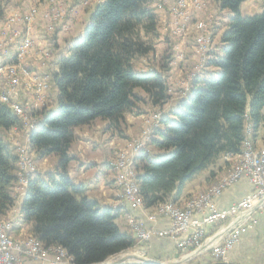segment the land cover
<instances>
[{
    "label": "trees",
    "instance_id": "trees-1",
    "mask_svg": "<svg viewBox=\"0 0 264 264\" xmlns=\"http://www.w3.org/2000/svg\"><path fill=\"white\" fill-rule=\"evenodd\" d=\"M158 1L95 3L82 36L66 56L57 54V72L50 80L57 91L55 108L32 112L30 149L36 158L56 156L58 163L53 173L29 179L21 211L32 234L47 248L65 249L73 264L100 263L137 247L133 234L118 225V212L89 199L70 178V150L74 129L96 119L122 130L125 115L137 112L138 102L145 100L140 92L159 110L169 102L172 57L159 67L148 65L146 73L139 71L142 61H156ZM244 1L215 0L232 16L220 37L221 55L205 65L214 74L197 77L177 108L162 119L163 127L151 140L158 154L143 151L135 159L138 196L145 208L176 203L196 175L216 166L223 155L244 151L247 126L254 142L264 128V2L261 13L244 16ZM5 9L6 0H0V22ZM21 124L20 116L0 102V218L17 200L19 157L6 136ZM215 177L212 171L208 180Z\"/></svg>",
    "mask_w": 264,
    "mask_h": 264
},
{
    "label": "rangeland",
    "instance_id": "rangeland-1",
    "mask_svg": "<svg viewBox=\"0 0 264 264\" xmlns=\"http://www.w3.org/2000/svg\"><path fill=\"white\" fill-rule=\"evenodd\" d=\"M82 1L83 0H46V1L45 0L43 1L41 0H6L5 18L3 21L8 20L12 17H20L19 23L24 25L21 19H23L24 15L30 10L31 7L36 8V13H35L36 16H34V19L30 23H28L29 31L33 38V46H32V49L29 50L28 54L24 56L22 60H18L19 61L18 67H24V71L26 72V74L30 75L29 70L31 72H36L30 69L31 67L30 65H33V63H36L34 65L37 66V64L40 63L39 66L43 69H40V71L39 72L37 71L36 73H38L41 77H47L49 81V85H45V98L47 95L48 97L46 98L47 101L45 102L43 106H40L38 102H34L32 95H31L32 94L31 91H36L35 82H32V79L25 74H22L21 76L20 74H15L16 83L20 82L21 84V91H19V94L17 95L18 96L17 101L22 106L27 105L28 113L30 114L29 120H24L22 117H20L22 124L20 126H16L10 129L8 135L6 136L12 146V149L15 155L19 157V160H18L19 166L17 165V170L19 168V172H18L19 182L17 183L15 188L17 187L21 189V193L23 192L26 194L29 179L34 177L35 175H38L37 174V172L39 171L38 161L44 160L42 167H45L46 169H48L44 175H46L47 173H53L55 166L58 163V158L56 156H51V157L44 158V159L36 158V154L33 152L32 149H30L31 147L29 144V138H30L29 135L35 123L32 112H36L37 110L43 107H49L51 109V108H55L56 106L55 105L56 99L53 93V90H55V88L50 84V80L53 77L54 73L57 72L56 70L57 66L55 62L57 54L58 53L65 54L67 52V50L70 47V43L73 41V38L70 37L71 36L70 33L74 31L76 24L77 23L82 24L80 25L82 28L81 30H84V27L87 24L88 16L86 15L84 17V14L81 15V13L84 10H86V12L88 13L90 11L89 9H91L95 5V3H97L99 0H89V3L85 5L82 4ZM256 1L258 4V9L255 10L253 14L261 13L263 11L262 3L264 2V0H256ZM156 4H155L156 7L157 6L160 7V8H157V13L159 14V17H160V24H159L160 30H159V37L155 41L156 61H153L154 63L142 61L140 63V66L143 65L142 67H146L149 71V66L159 67V65H161L162 63H165L166 61L165 57L167 56L172 57L171 61L169 62L170 71L168 73V86L170 88V97H171L168 103L170 104L173 102L172 100L181 99L180 101H182L186 97L187 93L189 92L192 82L197 77H202L206 73L214 74L215 69L212 67L206 68L205 65L209 58H215L220 55L221 53L220 37L222 34L221 32H223V26L225 25L227 26V23L229 21V18L232 16V13L231 11L227 9L221 10L219 5L215 2V0H207L205 6L203 7V10H201L199 14L200 19L194 20L193 24H195L194 25L195 27H202V20H204L206 21V23L208 24V27L210 28V36L212 39V45L210 46L208 55H204L203 60H202L201 55L198 52L196 42L194 40L195 33H196L194 26L191 27L190 33L188 34L187 37L183 39L175 38L171 33V26H170L171 8L169 7L168 3L164 2V0H159ZM49 5H51V7ZM57 11L60 12L62 15L63 14L64 15L61 19L58 18L57 20H55L54 16H55V12ZM187 11H189V4L188 5L186 4L184 9H179L178 7V16L180 15L187 16ZM53 21L54 23H57V27H58V31H56L55 34H51V31L48 30L49 24L52 23ZM2 22H0V24H2ZM66 25H68V28H67L68 30L66 28L64 29V26ZM21 27L23 26L21 25ZM219 31H220V34L217 36ZM37 33L39 34V37H40L39 39H42V37L47 38V45H40L36 43L35 35ZM76 34L77 33H75L74 35ZM183 41L190 42L189 45L190 44L191 45L190 47H188L189 48L188 50L181 51L179 47H177L178 44ZM10 52H13V51H10ZM46 54H49V56ZM27 67L29 70H27ZM216 75L217 74H215L214 76ZM36 79L37 78H34V80ZM5 80H6L5 76L0 75V97L3 93H7L8 81H6L7 82L6 83ZM36 81L38 82V84H46V78L41 79V80L37 79ZM28 84H30V87L27 88L26 85ZM140 94L145 99L144 102H138L139 107H138L137 112L128 113V114H135L138 116H142L141 118L142 127L134 135L127 134L128 129L126 128V126H122L121 127L122 130L120 131L116 129L114 130L110 128L109 121H106L100 118L96 119L97 120L96 122L92 121L90 124L76 127L78 131L81 128H84L85 126L88 127V125H92V128H93L91 132L92 135L95 134V136L97 137L99 136L101 138L102 133L112 130L114 133H116L120 137L119 141L123 145L120 146L119 144L115 148L113 159H112V167H113L115 184L119 189H120V183L117 180V178L119 177V173L117 172V167L115 166L117 161H119V157L123 154H125L126 156L130 155L132 152V146L138 141H142L143 139H146L147 146H140L142 147L141 149L137 148L131 154L130 169L131 171L133 170L134 173H136L135 174L136 182L138 184V181H137L138 169H136L137 167H135L136 165L135 159L143 151H147L150 153L157 151L151 143V140L153 138V132L156 129H160V127L162 126V119L170 115V113L173 111L170 109L175 107V106L173 107L169 106V104L167 103L168 105L166 104L162 106V109L159 110L160 107L152 105V103L149 101V98L144 93L140 92ZM174 102L176 103V101ZM11 104L13 105V103L6 104V105L7 106L9 105L8 107L13 110V108L11 107ZM160 112H163V115L157 118V115ZM75 129H74V133H75ZM249 129L251 130L250 127ZM250 132H251L250 136L248 138H245L244 151L240 154V156H238V154L231 155V165L229 166L230 172L228 173V175L224 176L217 184L224 183V178H229V177H232L234 174H236V171L240 165V161H243L245 158L247 159V154H246L247 146H250V150H253V152L256 153L260 151L261 147L264 145V144L260 146L257 145L256 141L254 142L252 139V130ZM92 135L91 136L86 135V137L83 139L84 140L90 139ZM100 140L101 139H99V141ZM250 140H252L253 143H250ZM82 142H85V141H82ZM104 142H107V141H104ZM250 144H252L253 147ZM24 145H25L24 150L19 149V146H24ZM25 157L32 162L34 170H27L25 172V167H26ZM53 157L55 159L54 168L53 166L52 167L50 166L52 164V162L50 161V158H53ZM23 172L25 173L24 179L22 177V174L24 175ZM27 172L29 175L26 174ZM201 174L202 172L196 175L195 178ZM21 181H23V184ZM139 194H140V187H139ZM136 195L138 196V194ZM16 198L18 199L17 195H16ZM140 201L142 202V199L139 200V202ZM192 201L193 202L196 201V196H193L185 200V204L183 206H180L177 203H172V202H171V205L175 208L178 207L180 209H187V205ZM166 202L168 203L169 201H166ZM126 203L130 205L129 202H126ZM164 204L166 203H161L155 208L157 210H161V206H163ZM143 207L144 205L142 202V208ZM21 209L22 207L19 209L16 207V204H15V206L9 211V213L6 216L0 218V223L3 221H9V220L15 219L14 223H11L13 224V227L15 226L11 233H12V237L17 239L18 241L26 240L28 238H31L32 236L34 237V235L31 232L32 226L31 224L24 221ZM21 215L23 219L20 218ZM16 221H17V224H16ZM20 224L21 225L25 224V225L20 227L21 226ZM134 238L136 240L137 247H135L134 249L128 250L127 252H130V251L139 252L140 254L142 255L144 254V256L148 258H153L151 257V255H149L150 253L148 250L150 242L145 243L142 246H140V239L137 237V235H134ZM53 260H54L53 256L48 258L47 261H39V260L31 259L29 257L28 258L24 257L22 259L21 264H47L49 262H52ZM68 260H69V263H71L69 258ZM192 260L185 262V263H180V264H189V262H191ZM160 261L165 262V263H175L176 260H173V261L160 260Z\"/></svg>",
    "mask_w": 264,
    "mask_h": 264
},
{
    "label": "built area",
    "instance_id": "built-area-1",
    "mask_svg": "<svg viewBox=\"0 0 264 264\" xmlns=\"http://www.w3.org/2000/svg\"><path fill=\"white\" fill-rule=\"evenodd\" d=\"M164 2L167 3L165 0ZM206 2L207 0L175 1L174 5L170 7L171 33L175 38L183 39L188 36L193 26V20L200 19L199 14ZM88 3L89 0L82 1L83 5ZM180 3L189 4L187 16H178ZM49 6L51 7V5ZM29 15L25 14L23 19H21L25 26L19 23L20 17H12L0 24V75H7L8 81L5 101L6 103H13L14 110H18L19 116L24 120H29L30 114L28 113V106H22L17 101V95L21 91V84L16 83L15 74L27 75L24 67H18V59L20 56H26L33 46V38L28 27ZM63 15L57 11L55 12L54 19H61ZM65 28L67 29L68 25L64 26ZM194 28L196 31L194 40L203 60V56L208 55L210 46L212 45L210 28L204 20H202V27ZM48 30L51 31V34H55L58 31L57 23H54V21L50 23ZM10 51L15 52L14 60L6 62ZM46 55L49 56V54ZM31 79L32 82H35L36 89V91H31L32 98L40 106H43L47 101L45 98V85H49L48 78L46 77V84H38L34 78ZM162 115L163 112L158 113L157 118ZM248 128L249 126H247V137H249ZM250 143H253L252 140H250ZM139 146H147L146 139L135 143L132 146V152L139 148ZM24 148L25 145L19 146V149L24 150ZM131 154L128 156L125 154L121 155L115 166L119 173L123 200L129 202L132 211H136L142 210V206L139 202V196L134 194V175L136 173L130 169ZM246 154V165L241 166L237 174L224 178V183L214 184L208 191L196 194V202L193 206L187 209L172 210V201H169L164 205L163 209L154 210L149 216V221H155L161 216L167 217L170 220L168 228L156 229L148 226L145 220L133 214L132 216H128V225L133 235H139L140 246L150 242L154 236L170 237L175 240L177 249L180 251V256L182 257H187L197 251H201L200 254L212 251L217 260H225L228 252L239 241L245 229L249 227L254 214L257 211H261L264 214V154H253L250 146H247ZM231 155V153L223 155L221 159L223 167L231 165ZM27 170L34 169L32 162L26 158L25 172ZM244 178L253 186V192L232 206L223 209L218 208L215 199L224 190ZM14 221L15 219L0 223V264H21L24 257L47 261L51 256H53L54 260L47 264H72L68 261L66 251H63L61 248L52 249V246L40 248V240L35 236L31 240L14 242L12 231H9V223H14ZM211 240H213L212 243L205 248V245Z\"/></svg>",
    "mask_w": 264,
    "mask_h": 264
},
{
    "label": "crops",
    "instance_id": "crops-1",
    "mask_svg": "<svg viewBox=\"0 0 264 264\" xmlns=\"http://www.w3.org/2000/svg\"><path fill=\"white\" fill-rule=\"evenodd\" d=\"M100 1L101 0H99L98 2ZM165 1L168 3L169 7H172L176 0ZM157 8L160 7L157 6ZM257 9L258 4L256 0H245L241 5V12L244 16L252 15ZM82 14H84L85 17L86 15H89V12L87 13L86 10H84L81 15ZM80 25L82 24L77 23L76 27L74 28V31L70 33V37L73 38V41L80 38L83 34V30H81L82 28ZM194 25L195 24H193V26ZM225 28L226 25L223 26V31L225 30ZM220 31L218 32L217 36L220 34ZM75 33L77 34L74 35ZM39 38V34L37 33L35 35L36 43L40 45H47L46 37H42V39ZM189 43L190 42L188 41H183L180 42L177 47H179L181 51H185L189 49L188 47H190L191 45H189ZM14 54L15 52H10L9 56L6 58V62H12L14 60ZM61 55L66 56L67 52ZM34 64L36 63L30 65V69H32L33 71L39 72L40 69H43L39 66L40 63H38L37 66ZM142 66L143 65L139 67V71L141 73H146L148 69ZM29 72V76L31 78H37L38 80L46 78L41 77L36 72H31L30 70ZM21 75L22 74H20V76ZM3 76H5L6 82L7 75ZM26 87H30V84L26 85ZM53 93L56 99L57 91L53 90ZM46 98H48L47 95ZM180 100L181 99L172 100V103H168L169 106H175L170 110L176 109L179 103L181 102ZM174 101H176V103ZM125 118V126L128 129L127 134L134 135L142 127V116H138L135 114H126ZM96 121L97 120L93 122ZM162 127L163 126H161L160 128ZM92 130V125H88V127L85 126L84 128H81L78 131L77 128L75 129L76 139L75 142L72 144L70 150V156L73 159L69 164L70 178L76 184L82 185L84 187V195L87 196L89 199L97 201L102 206L112 207L115 211L118 212L119 217L117 222L122 231L131 233V229L128 225L127 220L128 216H132V214L138 218L145 220L147 225L150 227H154L156 229L168 228L170 226V220L167 217L161 216L158 217V219H156L155 221H149V216L154 212V210H157L155 207L149 209L143 207L142 210L132 211V207H130V205H128L123 200L121 190L115 184L112 167V159L115 148L119 144L120 146L123 145L119 141L120 137L111 130L102 133V137L100 138L99 136H95V134L92 135ZM86 135H92V137L90 139L84 140L83 138H85ZM99 139L101 140L99 141ZM81 140L85 142H82ZM256 143L259 146L264 144V128L260 129L258 137L256 139ZM153 154H158V152H153ZM54 160V157L50 158V161L52 162L50 166H53V168L55 166ZM43 161H38L39 171L37 172V174L44 175L48 170L45 167H42ZM212 171H215L216 177L214 179L208 180ZM229 172L230 168L223 167V162L220 161L216 166L210 167L206 171L202 172L201 175L188 182L185 185L183 193L180 195L176 203L180 206H183L185 204V200L196 196V194L208 191L211 186L217 184L224 176L228 175ZM117 180L120 183L119 177L117 178ZM252 192L253 186L247 179L244 178L224 190L223 193L215 199V203L220 209L227 208L241 201ZM15 193L18 197L16 207L20 209L23 205L25 193H21V189L17 187L15 188ZM20 218L23 219L22 215L20 216ZM250 222L251 223L249 224V227L245 229L239 241L228 252L225 260H217L214 256V253L212 251H209L199 254L191 262H189V264H264V214L261 211H257L254 214L252 221ZM24 225L25 224H22L20 227ZM148 250L150 253L149 255H151V257L157 260L173 261L177 259V255H180V251L177 249L175 240L170 237L154 236L150 241Z\"/></svg>",
    "mask_w": 264,
    "mask_h": 264
},
{
    "label": "bare ground",
    "instance_id": "bare-ground-1",
    "mask_svg": "<svg viewBox=\"0 0 264 264\" xmlns=\"http://www.w3.org/2000/svg\"><path fill=\"white\" fill-rule=\"evenodd\" d=\"M46 1V0H45ZM186 4L187 3H180V7H179V9H184V7L186 6ZM188 5V4H187ZM187 8V7H186ZM185 8V9H186ZM35 13H36V8L35 7H31L30 8V10L26 13V14H30L29 15V17H28V23H30L33 19H34V16H36L35 15ZM181 16V15H180ZM23 57L24 56H20V58L18 59V60H22L23 59ZM24 61V60H23ZM19 62V61H18ZM20 64H21V62H20ZM24 65V64H23ZM27 70H28V68H27ZM17 80V79H16ZM37 80V79H36ZM19 82V81H18ZM41 82V81H40ZM20 83V82H19ZM44 83V82H43ZM6 92V91H5ZM6 95H7V93H3L2 95H1V97H0V100H1V102L2 103H4V104H10V103H6V101H5V98H6ZM9 106V105H8ZM11 107L13 108V105L11 104ZM13 110H14V108H13ZM17 114H18V110H14ZM249 129V128H248ZM246 130H247V128H246ZM251 130L249 129L248 130V136H250V134H251V132H250ZM247 132V131H246ZM246 135H247V133H246ZM246 138H248L247 136H246ZM251 146H252V144H250ZM253 147V146H252ZM142 147H140L139 146V148L138 149H141ZM141 151V150H140ZM253 151V150H252ZM253 154H255V155H262V154H264V145L261 147V149H260V151H258V152H253ZM238 156H240V154L238 155ZM246 161H247V159L245 158L243 161H240V165H239V167H238V169H237V171H236V174H237V172H239V168H241V166H245L246 165ZM22 162V161H21ZM24 173V172H23ZM27 175H29L28 174V172L26 173ZM22 177H24V175L22 174ZM138 192H139V186H138V184H137V182H136V175H134V194H138ZM137 196V195H136ZM196 202V201H195ZM195 202H190L188 205H187V208L188 207H191V206H193L194 204H195ZM165 203H167V202H165ZM165 205V204H164ZM164 205L163 206H161V209H163L164 208ZM171 209L172 210H179L180 208H178V207H173L172 205H171ZM15 227V226H14ZM13 224H11V223H9V231H12L13 230ZM30 237V236H29ZM137 237L139 238V235H137ZM34 237L32 236L31 238H28V239H26V240H31V239H33ZM13 241L14 242H21V241H18L17 239H15L14 237H13ZM212 241L213 240H211L209 243H207L206 245H205V248L208 246V245H210L211 243H212ZM40 248H47V247H45L44 246V244L40 241ZM52 249H60V247H54V246H52ZM63 251H66L65 249H63V248H61ZM66 253H67V251H66ZM68 254V253H67ZM140 256H144V254L142 255V254H140L139 252H127V253H125V254H121V255H117V256H113V257H110V258H108L107 260H106V264H142L143 262L140 260ZM69 258V257H68ZM70 259V261H71V258H69ZM69 261V260H68ZM50 264H54V263H50Z\"/></svg>",
    "mask_w": 264,
    "mask_h": 264
},
{
    "label": "water",
    "instance_id": "water-1",
    "mask_svg": "<svg viewBox=\"0 0 264 264\" xmlns=\"http://www.w3.org/2000/svg\"><path fill=\"white\" fill-rule=\"evenodd\" d=\"M200 252L201 251H197V252H195V253L187 256V257H182L180 255H177V259H176L174 264H180V263L188 262V261L194 259L196 256H198L200 254ZM126 253H127V251H126ZM121 254H125V252H122V253L117 254V255H121ZM117 255H114V256H117ZM111 257H113V256H111ZM139 258L143 262L142 264H173V263H165V262H162L160 260L153 259V258H148L146 256H140ZM95 264H106V260L103 262H100V263H95Z\"/></svg>",
    "mask_w": 264,
    "mask_h": 264
}]
</instances>
